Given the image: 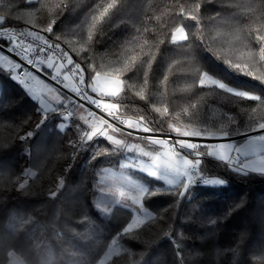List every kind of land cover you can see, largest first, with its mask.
<instances>
[{
  "label": "snow or ice",
  "instance_id": "obj_1",
  "mask_svg": "<svg viewBox=\"0 0 264 264\" xmlns=\"http://www.w3.org/2000/svg\"><path fill=\"white\" fill-rule=\"evenodd\" d=\"M25 3L33 5L26 13L13 11L14 0H9L6 8H0V62H4L8 68L9 78L19 82L35 102L34 112L38 117L35 130H28L18 138L26 140L33 137L35 131L45 127L55 115V127L58 132L69 134L67 143L73 149L69 153L73 161L84 151L90 153L89 163L100 156L135 152V155L122 156L118 161L119 168L131 169L156 181H163L166 187L140 182L123 171L120 173V187L105 185L103 179L93 181V201L101 215L110 217L113 209L116 212H130V222L115 234L116 238H113L110 244H100L97 237L90 247L77 246L73 242L75 239H92L95 233L75 232L66 223L63 226L58 225L56 219L41 223L31 215L14 216L9 227L16 232L24 229L26 225H32L27 231L32 240V252L38 258L35 264H56L57 256L61 264H121L122 255L128 253L130 256L131 253L127 248L119 246L117 239L138 236L139 233L134 232L135 229L142 228L147 231L154 227L161 229L162 234L172 241L175 264H186L184 245L181 239L173 234L175 229L170 218L163 215L166 209L154 213L146 206L145 200L162 191L178 194L179 198L183 199L186 194L190 195V188L197 184L225 185L227 181L222 176L208 172L205 165L208 158L218 161V166L226 167L234 173L264 174V87H260L264 85V0H248L246 4H238L237 0H218L221 6L218 9L208 7L213 0H171L159 11L151 8L147 0H135L134 3L133 0H92L81 23L71 30L74 38L73 50L77 55L88 53L80 56L83 66L81 62L73 60L68 51L61 47V43L55 42L67 39L54 31V27L65 12L76 9L73 0H56L54 6L51 5V0H25ZM229 5L233 6L234 10L225 14L223 8ZM40 12L46 13V22L43 25L33 24L31 28H17L9 23L10 18L17 21L26 20L27 16ZM165 15L167 19L164 18ZM122 25L125 26L124 30L117 35L124 36V39L112 40V37H109L115 48L110 57L97 63L94 58L95 44L109 29L120 28ZM36 27H39V31L33 30ZM42 33H47L54 39ZM217 34L227 37L220 41L218 48L213 46L218 40ZM162 46L165 51L198 48L211 52L227 69L259 81V85L238 81L236 76L229 80L212 68L195 63V76L190 87L202 91L188 96L177 110L169 101L167 72L172 68V64H169L167 72L158 82V106L152 95L153 88L157 87L153 77V65L157 62V57L163 55ZM4 49L12 53L14 58L10 59L4 55ZM186 59L195 60L192 56ZM205 59L210 60L208 57ZM30 69H35L41 75L45 69L50 70L47 78L62 85L74 96L64 95L52 88L44 83L43 79L34 76ZM29 78L43 84L49 93H55L52 99L58 106H53L52 99L47 98L43 90L30 85ZM70 80L71 86L67 83ZM137 98L164 119L176 136L164 139L134 136V132L155 133L160 130L154 126L156 117L149 119L147 113L138 116L135 121L124 118L121 109L140 107L135 105ZM209 98L226 101L238 110L235 113L225 112L224 120L218 125L210 123L208 115L212 106L208 103ZM86 104L99 109L116 123H110L105 117L97 116L96 111L86 107ZM80 110H83L79 116L83 124L74 123V117ZM240 117L245 119L244 124H239ZM27 119L31 120L32 116L29 115ZM119 125L134 132L123 133ZM70 129L75 130L74 137L69 133ZM257 131H260L257 136L248 135ZM116 133L147 141L149 145L159 146L160 150H146L138 144H129L114 135ZM240 135L246 138L242 146L229 142L232 137ZM94 138L96 142L90 144ZM101 139L106 140L111 147L100 143ZM241 155L253 156L255 159L245 162ZM139 157H146L150 163ZM70 168L71 165L65 171ZM41 169L42 166L37 170L29 167L22 174H14V179L10 178L8 182L13 188L29 190V180L37 182V172ZM109 173L108 168L96 171L98 176ZM63 184L64 176L57 175L54 186L50 185L48 188V196L54 199ZM238 207L240 204H227L219 214L208 217L207 222L216 226L227 220ZM58 216L59 214L57 218ZM80 219L92 222L86 213ZM216 230L218 229L214 228V231ZM67 231L73 232L72 239L67 238ZM49 236L59 242L58 254L50 247ZM243 239L244 233H241V243ZM97 245L102 255L96 252ZM3 251L7 259L0 261V264H34L31 259L19 255L13 245ZM224 251L233 254V264H236L239 244ZM261 258L264 259V256Z\"/></svg>",
  "mask_w": 264,
  "mask_h": 264
},
{
  "label": "trees",
  "instance_id": "obj_2",
  "mask_svg": "<svg viewBox=\"0 0 264 264\" xmlns=\"http://www.w3.org/2000/svg\"><path fill=\"white\" fill-rule=\"evenodd\" d=\"M91 2L92 0H73L76 9L65 12L54 27V31L67 37V39L55 42L61 43V47L68 51L75 62H81L82 66L80 56L88 55V53L82 52L77 55V52L73 50L74 38L71 30L81 23L85 10ZM147 2L151 8L159 11L171 0H147ZM247 2L248 0H237L238 4ZM8 3L9 0H0V8H6ZM55 3L56 0H51L52 6ZM32 7L33 5L26 4L25 0H14L13 11L26 13ZM208 7L218 9L221 6L218 0H213ZM233 10L231 5L223 8L225 14H230ZM164 18L167 19V15ZM45 22L46 13L44 12L27 16L26 20L9 19V23L17 28H31L33 24L39 26ZM124 27L122 25L120 28L109 29L106 35L99 38V42L95 44L94 56L97 63L111 56L115 48L112 40L124 39V36L117 35L124 30ZM33 30L39 31V27ZM217 35L218 40L213 44L216 48L219 47L220 41L227 39L222 34ZM109 37H112V40ZM50 39L54 38L50 37ZM161 53L163 55L158 56L157 62L153 65V77L157 87L153 88L152 95L158 106L160 99L158 82L167 72L169 64H172L171 71L167 72L169 101L177 110L188 96L202 91L190 87L195 76L193 66L195 63L210 67L229 80L236 76L238 81L249 85H259V81L227 69V66L211 52L198 48L187 51L174 49L165 51L162 46ZM188 56L194 57L195 60L186 59ZM205 57L210 60H206ZM173 61H175L174 64ZM208 103L212 106L208 115L209 122L217 125L224 120L225 112L235 113L238 110L234 105L218 99L209 98ZM135 105L140 107L121 109L124 118L135 121L138 116L147 113L149 119L156 117L154 126L160 130L155 133L175 134L168 128L164 119L152 111L144 101L137 98ZM34 107L35 102L26 94L25 89L18 82L10 79L7 71L0 68V261L7 259L3 250L9 245H13L19 255L31 259L34 264L38 259L32 252V240L27 231L32 225H26L24 229L13 232L9 225L14 216L31 215L34 220L41 223L56 219L58 225L63 226L66 223L75 232L83 234L94 232L92 239L77 238L73 241L77 246L88 247L95 243L97 237L100 244L105 242L110 244L111 240L116 238L115 234L130 222L128 210L116 212L113 209V214L105 217L94 209L92 185L94 180H98L96 171L113 165L117 166L115 165L118 162L117 155L100 156L89 163L90 153L84 151L73 161L69 154L73 149L67 143L69 134L58 132L55 127V115L45 127L36 130L33 137L20 140L18 137L24 132L35 130L38 117L34 112ZM29 115L32 116L31 120L27 119ZM238 120L239 124L246 122L243 117ZM74 123L81 124L78 120H74ZM69 133L75 136L74 129H70ZM95 142L94 138V141L89 143ZM99 142L106 147H111L106 140L101 139ZM218 164L219 162L212 158L205 160L208 172L222 176L227 181L225 185H195L190 188V195L186 194L183 199H180L178 194L162 191L147 198L145 204L154 213L166 209L163 215L170 218L175 229L173 234L177 235L184 245L186 264H233V254L225 252L224 249L235 247L237 244H239L240 251L236 257V264H264V259L261 258L264 256V174L249 172L247 175H242L226 167H220ZM69 165L71 168L65 171ZM41 166V171L37 172L39 178L37 182L29 180V190L22 191L9 184L8 181L10 178L14 179V174H22L29 167L37 170ZM57 175L64 176V184L58 195L52 199L48 196V188L50 185L54 186ZM148 183L152 186L166 187L154 179ZM178 200L179 203H177ZM231 203L240 204V207L232 212L227 220L216 226L207 222L208 217L219 214L227 204ZM85 213L90 216L91 223L81 221L80 218ZM57 214H59L58 218ZM214 228L218 230L214 231ZM134 232H138L139 235L117 239L118 245L127 248L131 253L130 256L128 253L122 255L121 264H133V262L135 264H175L176 257L172 241L162 234L161 229L154 227L152 230L145 231L141 228L135 229ZM241 233H244L242 243L240 242ZM66 236L72 239L73 232L67 231ZM49 245L58 254L59 242L51 236H49ZM96 252L103 254L100 252L99 245L96 246ZM56 264H61L58 256Z\"/></svg>",
  "mask_w": 264,
  "mask_h": 264
},
{
  "label": "rangeland",
  "instance_id": "obj_3",
  "mask_svg": "<svg viewBox=\"0 0 264 264\" xmlns=\"http://www.w3.org/2000/svg\"><path fill=\"white\" fill-rule=\"evenodd\" d=\"M4 54V53H3ZM6 55V54H4ZM0 68H2L3 70L7 71L8 72V68L6 67V65L4 64V62H0ZM49 72V70L45 69L44 70V74L47 76V73ZM34 76H37L39 79H43L44 80V83L46 84H49L52 88H55L57 91L59 92H62L61 89H59L58 87H56L54 84H52L51 82L47 81L46 79L38 76V75H35L33 74ZM17 82V81H16ZM19 83V82H18ZM28 83L30 85H32L33 87H35L36 89H41L43 90V93L45 94V96L49 99H52L55 95V93H49L47 91V89L44 88V85L43 84H38L36 83L35 80H32L31 78L28 79ZM67 83H69V86H71L72 84V81H68ZM20 84V83H19ZM21 85V84H20ZM22 86V85H21ZM62 86V85H61ZM23 87V86H22ZM63 87V86H62ZM24 88V87H23ZM63 93V92H62ZM64 95H66L65 93H63ZM95 95V94H93ZM30 96V95H29ZM52 103H53V106H58L55 104V100L52 99ZM83 110H80L78 113H77V116L74 117V120H78L81 124H83V121L79 119V116H80V113H82ZM95 123V122H94ZM110 131V130H109ZM123 133H127V132H124ZM123 133H116L114 135H116L118 138H121L123 140H125L127 143L129 144H138L140 145L141 147L145 148L146 150H153V151H156V150H160L159 149V146H155V145H149L147 141H144V140H140V139H134L133 137H129L127 135H124ZM252 133V132H251ZM170 134V133H169ZM249 134V133H248ZM244 137V136H243ZM155 138H158V139H164L162 137H155ZM242 138V137H241ZM240 139V138H239ZM238 140V139H237ZM126 155H135V152H132V153H122L120 155H117V158H118V161L122 158V156H126ZM139 159L141 160H144L145 162H148L150 163V161H148V159L146 157H139ZM115 165L117 166H111V167H107L108 169H110V173L108 175H99L98 176V180L100 179H103L104 180V183L105 185H109V186H113V187H120L121 186V180H120V173L121 171H123L124 173H126L127 175H129L130 177H132L133 179H136V180H139L140 182H149L151 180H153L154 178H151V177H148L146 176L145 174L143 173H139V172H134L133 170L131 169H124V170H121L119 168V165H118V162L115 163ZM155 180V179H154ZM160 182L163 186L164 183L163 181H158ZM223 186V185H221ZM94 209L101 215L100 211L95 207V204H94ZM103 216V215H102Z\"/></svg>",
  "mask_w": 264,
  "mask_h": 264
},
{
  "label": "built area",
  "instance_id": "obj_4",
  "mask_svg": "<svg viewBox=\"0 0 264 264\" xmlns=\"http://www.w3.org/2000/svg\"><path fill=\"white\" fill-rule=\"evenodd\" d=\"M43 35H45V36H47V37L50 38L49 34H47V33H43ZM4 54H6L7 56H9L10 59H11V58H14V55H13L12 53H8V52H7V49H4ZM16 59H18V58H16ZM26 67H27V66H26ZM68 67L70 68L71 66H68ZM30 71H32L33 74L38 75V76H40V77L46 79L47 81L51 82V83L54 84L56 87H58L59 89H61L62 92L65 93L66 95H73V96H74L73 93H70L67 89H64L61 85L56 84L55 81H51L50 79H48L47 76H46L45 74L41 75V73H38L35 69H30ZM65 71H67V69H65ZM49 72H50V70H49ZM79 103H82V102H79ZM85 106L88 107V108H90L91 110L96 111L97 116H103V117H105L106 119H108L110 123H116L115 121H113V120L111 119V117L106 116V114L103 113V112H101L99 109H95L94 106L87 105V104H86ZM125 119H126V118H125ZM119 127H121V128L123 129L124 132H128V131H133V132H134V130L124 128L123 125H119ZM249 135H251V134H249ZM134 136H141V137H142V136H154V137L170 138V137H175L176 134H159V133H142V132H141V133H135V132H134ZM240 136H241V135H240ZM180 138H181V139H191V138H189V137H180ZM238 138H241V137L234 136V137H232V138L230 139V141L237 140ZM197 185H200V184H197ZM202 186H205V185H202Z\"/></svg>",
  "mask_w": 264,
  "mask_h": 264
},
{
  "label": "crops",
  "instance_id": "obj_5",
  "mask_svg": "<svg viewBox=\"0 0 264 264\" xmlns=\"http://www.w3.org/2000/svg\"><path fill=\"white\" fill-rule=\"evenodd\" d=\"M262 131H264V130H262ZM259 134H260V131H258L257 133L251 134V135H249V136H257V135H259ZM245 140H246V138H245V136H244V137H242V138H240V139H238V140L229 141V142L234 143V144L237 145V146H242L243 143H245ZM241 159L244 160L245 162H248V161H250V160H254L255 157H253V156L245 157V156L241 155ZM250 173H259V172H250Z\"/></svg>",
  "mask_w": 264,
  "mask_h": 264
},
{
  "label": "water",
  "instance_id": "obj_6",
  "mask_svg": "<svg viewBox=\"0 0 264 264\" xmlns=\"http://www.w3.org/2000/svg\"><path fill=\"white\" fill-rule=\"evenodd\" d=\"M258 132V131H257ZM257 132H252V133H249V134H254V133H257ZM248 134V135H249ZM237 137H243V135H241V136H237ZM239 139V138H238Z\"/></svg>",
  "mask_w": 264,
  "mask_h": 264
}]
</instances>
